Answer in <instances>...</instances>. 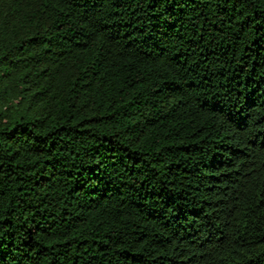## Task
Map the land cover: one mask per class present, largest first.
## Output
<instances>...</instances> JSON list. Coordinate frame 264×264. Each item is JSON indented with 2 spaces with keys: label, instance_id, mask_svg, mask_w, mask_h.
<instances>
[{
  "label": "trees",
  "instance_id": "obj_1",
  "mask_svg": "<svg viewBox=\"0 0 264 264\" xmlns=\"http://www.w3.org/2000/svg\"><path fill=\"white\" fill-rule=\"evenodd\" d=\"M0 264H264V0H0Z\"/></svg>",
  "mask_w": 264,
  "mask_h": 264
}]
</instances>
